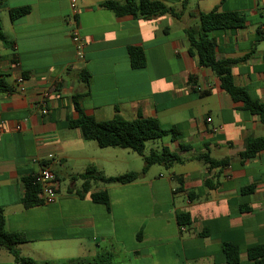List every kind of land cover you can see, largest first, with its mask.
<instances>
[{
	"label": "crops",
	"instance_id": "obj_1",
	"mask_svg": "<svg viewBox=\"0 0 264 264\" xmlns=\"http://www.w3.org/2000/svg\"><path fill=\"white\" fill-rule=\"evenodd\" d=\"M75 1L83 59L67 23L72 0H7L0 10L7 40L0 43V72L15 90L0 93V209L6 231L27 240L21 254L26 248L29 258L93 260L103 250L110 264H227L223 245L231 244L241 251L238 264H256L247 251L264 247V151L250 160L240 155L247 139L264 138V124L232 101L210 69L200 68L185 31L199 25L201 13L241 15L243 28L210 36L218 59H245L232 69L234 83L264 105V0H155L178 16L151 20L118 18L102 7L123 0ZM23 7L30 14L12 22L9 11ZM130 47L144 50L145 68L131 67ZM81 71L91 75L88 89ZM85 92L81 106L98 122L142 116L176 127L177 141L164 137L151 151L180 153L179 171L156 165L134 183L91 180L84 191L81 176L90 168L94 178L142 171L135 153L102 149L68 126L78 117L72 97ZM206 153L230 164L210 169L195 160ZM45 166L54 170L58 200L27 209L23 180ZM101 192L108 193L110 210L92 201ZM182 213L190 214V226H179ZM10 256L0 250L2 264H16Z\"/></svg>",
	"mask_w": 264,
	"mask_h": 264
},
{
	"label": "trees",
	"instance_id": "obj_2",
	"mask_svg": "<svg viewBox=\"0 0 264 264\" xmlns=\"http://www.w3.org/2000/svg\"><path fill=\"white\" fill-rule=\"evenodd\" d=\"M7 0H0V10L4 7ZM103 8L111 11L116 17H133L134 19L151 20L157 17L170 15L177 17L178 14L165 4L155 0H123V2H107ZM30 7L11 9L9 11L10 19L15 22L28 14ZM246 20L238 13H221L213 10L209 13L199 15V25L186 29L185 36L189 45V53L196 56L200 68L210 69L218 78L220 88L228 94L232 101L242 105L243 109L254 116H258L264 124V105L259 101H254L248 91L238 87L234 83L232 73L233 67L243 62L245 59L231 60L218 59L216 55L217 43L210 34L214 31L237 30L245 26ZM0 43L7 46V40L0 22ZM131 67L135 70L146 67V58L144 50L140 47H130L128 49ZM26 78L27 74H23ZM80 81L87 87L91 80V75L87 71H81L79 74ZM14 88L6 81L5 76L0 72V93L12 94ZM88 96V92L76 93L73 95L74 110L78 114L77 119H68V126L80 131L85 141L95 142L100 148L123 149L138 154L143 158L144 168L141 172H130L116 177L106 178L98 176L95 169H88L81 176L84 180L83 190L87 191L91 180H98L105 184L127 185L136 182L144 176L152 166H164L171 168L175 165L184 163L180 153H174L168 148L161 151H151L149 155L145 154L146 144L150 141L161 140L164 137L171 136L172 141H177L180 133L176 127L164 129L156 118H145L140 116L136 120L126 121L121 117H116L111 121L98 122L93 117L88 116L82 106V100ZM187 146H181L180 150L186 151ZM264 151V138H249L245 144V151L241 153L242 160H250ZM207 165L210 169L227 167L230 164L229 159L215 160L209 154H203L195 158ZM25 194L23 205L27 208H34L41 205L39 199V186L35 183L34 178L28 177L23 180ZM209 188L213 186L207 183ZM253 187H249L244 192H251ZM92 201L109 208V196L107 192H101L93 195ZM192 200L193 195L189 194ZM177 222L180 227H188L192 224L189 213L177 215ZM27 240L23 235L9 233L5 229V219L3 211L0 209V250L7 251L16 264H35L32 258L22 256L19 246L26 243ZM248 258L256 264H264V247H254L247 251ZM224 261L227 264H238L241 259V251L238 247L231 244L223 245ZM68 264H110L106 259L93 260H72Z\"/></svg>",
	"mask_w": 264,
	"mask_h": 264
},
{
	"label": "built area",
	"instance_id": "obj_3",
	"mask_svg": "<svg viewBox=\"0 0 264 264\" xmlns=\"http://www.w3.org/2000/svg\"><path fill=\"white\" fill-rule=\"evenodd\" d=\"M76 1L72 0L71 8L73 11V15L67 17V23L71 26L70 35L72 41L76 45L78 58H84V41L80 35V28L76 22L74 17L75 13ZM49 94L46 92L41 100L42 113H48L49 106ZM211 120L209 119L208 122ZM35 180V183L39 186V199L41 201V205H51L57 202L58 200V183L54 174V170L51 166L43 167L37 174L32 176Z\"/></svg>",
	"mask_w": 264,
	"mask_h": 264
},
{
	"label": "rangeland",
	"instance_id": "obj_4",
	"mask_svg": "<svg viewBox=\"0 0 264 264\" xmlns=\"http://www.w3.org/2000/svg\"><path fill=\"white\" fill-rule=\"evenodd\" d=\"M4 18H5V14H2L1 13L0 14V19H4ZM192 26H195V25H192ZM6 81L8 83H11L12 82L11 77H7L6 78ZM166 139L167 138H163L161 140L148 142L146 144L145 154L146 155H149L152 149L157 150L158 149V146L162 143V141H166ZM135 157H137V159H138L139 168H142V170H143L144 165H145L144 164V161H143V158L141 156H139L138 154H135ZM174 170L176 172H178L179 171V168L177 166H175ZM176 200H178V198H176ZM22 252H23V255L22 256H24V257L28 254L27 253L28 250L26 248L22 249ZM99 254H100V256H99L100 259H105L106 254L103 253V250H100ZM5 255H7V254H5ZM32 259L35 261V264H68L70 261L75 260V259H71V260L70 259L69 260L63 259V260H59V261H51V260L49 261V260H47L49 258L46 259L42 255H39V254L38 255H35ZM77 260H84V259H77ZM0 264H2L1 261H0Z\"/></svg>",
	"mask_w": 264,
	"mask_h": 264
}]
</instances>
